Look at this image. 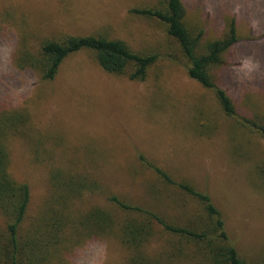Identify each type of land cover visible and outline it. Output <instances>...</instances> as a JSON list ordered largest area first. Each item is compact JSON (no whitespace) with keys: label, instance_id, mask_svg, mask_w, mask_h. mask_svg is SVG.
<instances>
[{"label":"rangeland","instance_id":"374dc122","mask_svg":"<svg viewBox=\"0 0 264 264\" xmlns=\"http://www.w3.org/2000/svg\"><path fill=\"white\" fill-rule=\"evenodd\" d=\"M181 1L183 24L191 36L200 35L201 54L234 21L237 42L210 74L239 118L263 116L264 0ZM162 2L0 0V111L24 109L29 116L9 142V171L30 189L23 226L67 192V181L59 186L51 180L55 169L97 183L68 196L70 214L100 207L113 219L105 232L70 223L52 264L128 263L120 235L131 215L113 196L175 225L208 221L197 199L165 184L151 166L208 194L239 256L253 264L264 260V139L227 116L215 94L189 78L181 48L163 23L130 12ZM89 35L121 40L157 59L141 81L104 71L88 49L67 56L53 80L43 79L36 67H23L25 59L37 62L44 40ZM146 246L148 258L160 264L195 260L187 243L159 226Z\"/></svg>","mask_w":264,"mask_h":264},{"label":"trees","instance_id":"16d2710c","mask_svg":"<svg viewBox=\"0 0 264 264\" xmlns=\"http://www.w3.org/2000/svg\"><path fill=\"white\" fill-rule=\"evenodd\" d=\"M136 13L163 23L167 34L181 48L187 61L189 78L211 90L217 98L223 112L236 119L243 126L256 131L264 139V115L256 119L239 118L235 106L227 92L220 88L210 70L222 63V55L236 42V28L231 20L222 38L208 42L205 53L198 52L200 35L191 36L183 24L184 6L181 0H163L158 7L131 9ZM88 49L95 53L98 65L106 72L127 74L130 80H144L147 69L156 61V54H139L129 49L127 44L118 39L104 36H67L61 41L44 40L36 63L25 59V68L36 67L43 74V79L53 80L60 64L70 54ZM34 57V56H32ZM0 111V213L5 219V229L0 231V264H52L54 253L63 242V232L70 223L84 226L87 230L99 228L105 232L113 222L107 210L95 207L86 213L73 216L67 207L68 196L78 195L84 189L97 187V183L87 177L63 174L62 169L51 172L50 178L57 185L67 181V192L60 193L54 206L45 208L36 222L24 227L30 202V189L27 183L18 182L9 171V142L20 134L29 122L24 109H1ZM151 166V164H146ZM161 180L170 186L182 190L197 199L206 211L207 222L190 221L188 224L169 223L157 212L130 206L120 201L117 196L111 201L129 217L121 227V240L129 250L127 264H160L158 258H148L147 243L154 234V227L179 238V243L190 246L195 258L191 264H253L239 256L235 246L229 240L224 228L220 211L212 203L210 196L200 192L184 181L175 182L164 170L153 167ZM181 248L178 249L180 251ZM159 260V261H158ZM264 264V260L255 263Z\"/></svg>","mask_w":264,"mask_h":264}]
</instances>
